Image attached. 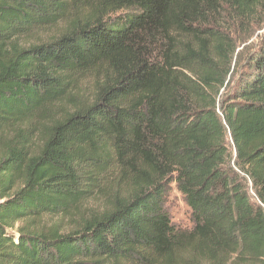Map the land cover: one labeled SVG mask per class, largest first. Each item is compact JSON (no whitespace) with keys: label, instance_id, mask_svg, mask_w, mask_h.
<instances>
[{"label":"trees","instance_id":"obj_1","mask_svg":"<svg viewBox=\"0 0 264 264\" xmlns=\"http://www.w3.org/2000/svg\"><path fill=\"white\" fill-rule=\"evenodd\" d=\"M263 2L0 0V264H264Z\"/></svg>","mask_w":264,"mask_h":264},{"label":"rangeland","instance_id":"obj_2","mask_svg":"<svg viewBox=\"0 0 264 264\" xmlns=\"http://www.w3.org/2000/svg\"><path fill=\"white\" fill-rule=\"evenodd\" d=\"M257 14L254 16L248 25L243 27L236 26L232 30L233 36L237 41V50L234 57L233 71L231 76V82H234L238 77L248 70L247 64L250 57L255 54L261 41L264 38V2L257 9ZM52 34V32H50ZM44 34L42 39L47 40L51 34ZM41 40V39H40ZM91 82H85L82 85V89L86 92H91ZM89 92V93H90ZM91 97V93L89 95ZM232 153L234 150L232 147ZM252 194V193H251ZM105 202L101 199H91L86 202L82 210L78 214H73L65 218L61 223V229L64 233H69L78 227L81 218L85 216V213L90 211H103ZM166 210L170 215L171 221L177 229L190 230L193 227L191 221V210L186 205L181 193L173 185L166 199ZM50 221V220H49ZM59 222V220H55Z\"/></svg>","mask_w":264,"mask_h":264}]
</instances>
